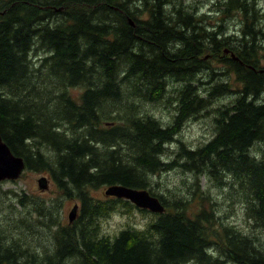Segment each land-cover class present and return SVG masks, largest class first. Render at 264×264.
<instances>
[{"label": "trees", "instance_id": "16d2710c", "mask_svg": "<svg viewBox=\"0 0 264 264\" xmlns=\"http://www.w3.org/2000/svg\"><path fill=\"white\" fill-rule=\"evenodd\" d=\"M218 2L210 23L174 0H0V135L23 158V172L47 171L61 196L80 203L41 259L38 246L0 232V264H69L70 257L80 264H264V150L257 157L264 142V10L257 0ZM233 17L239 35L222 24ZM34 49L44 52L37 63ZM168 77L185 83L173 122L163 126L123 100L125 84L132 87L127 96L159 99ZM206 83L208 96L237 95L216 109L209 140L196 147L178 141L183 172L194 176L169 203L153 177L174 167L163 153L181 124L207 106L198 93ZM201 175L230 188L248 230L218 218ZM112 183L147 189L165 210L143 227L100 233L118 205L135 207L91 194ZM17 200L38 217L20 215L15 230L58 224L52 201L25 192Z\"/></svg>", "mask_w": 264, "mask_h": 264}, {"label": "rangeland", "instance_id": "374dc122", "mask_svg": "<svg viewBox=\"0 0 264 264\" xmlns=\"http://www.w3.org/2000/svg\"><path fill=\"white\" fill-rule=\"evenodd\" d=\"M138 1L139 0H136V2ZM174 1H181L187 5V8L196 9V12L208 15L210 23L215 21L213 10L220 4L218 0ZM257 5L264 10V0H257ZM171 6L172 4L168 5L167 8L170 10ZM222 24L227 26V33H234L236 35L240 34L241 23L237 17L227 18ZM43 55V50L34 49L31 51V58L35 63L39 62L41 59L40 57ZM199 73L197 75H200ZM204 74L205 72H201V75ZM192 83L196 85L197 79L193 80ZM184 84L183 81L173 80L168 77L163 96L154 101L145 100L137 96H127L126 92L130 93L132 87L125 84L126 91L123 100L133 102L137 114H149L157 118L160 123L165 126L174 120L178 105V94ZM236 84L234 77H232L231 85L234 87ZM209 85L210 84L206 83L201 87L198 86V93L208 99L207 106L196 113L191 114V116L181 124V128L175 134L174 140L167 144L168 147L163 153L164 159L170 160V162L174 164V167L161 171L159 175H154L153 177L155 181L158 182L157 184L154 183L156 189L163 193L169 203H172L173 193L182 194L186 192L187 189L185 183L191 181L194 176L190 171L183 172V168L181 167L183 157L179 155L178 141H183L190 147H196L209 140L214 134L213 117L216 113V109L218 107H223L224 104H228L237 95L236 92H229L216 95L210 94L208 96L207 92L210 88ZM75 92H78V90H75ZM116 122L121 123L118 122V120H116ZM258 145L260 146V150L257 157H259L262 154V150H264V142H260ZM41 175H46L49 178V181H47V185L44 188L40 187L37 181ZM199 182L201 188L206 192H209V197L215 201V211L220 220L233 224L243 230H248L246 224H249L245 219L246 215L243 211L242 203L237 199L230 197L232 193L228 186L222 187L221 190L210 183L206 177H203V175L199 177ZM104 188L105 186H102L100 188H93L90 191L94 197H106L107 195L104 193ZM24 192L26 195L32 196L33 198L37 195V197H43L46 202L52 201L57 204L60 208L59 215L57 216L58 224L55 223L50 229L41 228L39 230H31L24 226L22 230H15L13 226L16 225V220L20 215H25L29 220H36L38 217L34 207H32L31 212H29L27 211L29 206L21 207L19 205L17 199L19 195ZM59 198L60 202L56 200ZM75 202L79 203V199L65 198L64 196H61L60 190L47 171L27 170L21 172V174L15 179L0 180V232H7L10 237L21 236L24 242L28 241L27 243H32L34 246H38V256L41 259L45 256L44 250H53V236L55 233L57 234L59 225H63L65 228L68 226L69 220L67 214L72 210ZM132 203L135 207L132 206L131 210H124L127 207L118 205V210L113 211L109 216L103 218L101 220L100 233L113 235L125 225L143 227L146 221H149L154 216L155 210L150 209L148 206H141L134 202ZM140 208H146L147 210H141ZM76 258L70 257L69 264H80Z\"/></svg>", "mask_w": 264, "mask_h": 264}, {"label": "water", "instance_id": "95a60500", "mask_svg": "<svg viewBox=\"0 0 264 264\" xmlns=\"http://www.w3.org/2000/svg\"><path fill=\"white\" fill-rule=\"evenodd\" d=\"M224 50L228 51L227 48ZM231 55L232 57L237 58L233 53H231ZM23 167V158L14 154L0 135V180L4 178L18 177ZM38 184L42 188L46 187V176L39 177ZM104 193L106 195L126 198L136 204H140L141 206H148L155 211H162L164 209L160 200L152 195L147 189H138L119 183H112L105 186ZM75 213L76 205H74L73 209L70 211L69 218L72 219L75 216Z\"/></svg>", "mask_w": 264, "mask_h": 264}, {"label": "bare ground", "instance_id": "6f19581e", "mask_svg": "<svg viewBox=\"0 0 264 264\" xmlns=\"http://www.w3.org/2000/svg\"><path fill=\"white\" fill-rule=\"evenodd\" d=\"M163 205V204H162ZM164 206V205H163ZM165 210V207H164V209L162 210V211H164ZM162 211H155V212H162Z\"/></svg>", "mask_w": 264, "mask_h": 264}]
</instances>
